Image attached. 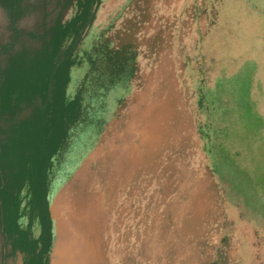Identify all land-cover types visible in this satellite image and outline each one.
Returning <instances> with one entry per match:
<instances>
[{
  "label": "rangeland",
  "instance_id": "rangeland-1",
  "mask_svg": "<svg viewBox=\"0 0 264 264\" xmlns=\"http://www.w3.org/2000/svg\"><path fill=\"white\" fill-rule=\"evenodd\" d=\"M138 4V79L101 99L86 93L101 127L79 131L56 174L49 264L72 223L84 264H264V0H103L70 93L87 54ZM28 260L16 250L6 264Z\"/></svg>",
  "mask_w": 264,
  "mask_h": 264
},
{
  "label": "trees",
  "instance_id": "trees-1",
  "mask_svg": "<svg viewBox=\"0 0 264 264\" xmlns=\"http://www.w3.org/2000/svg\"><path fill=\"white\" fill-rule=\"evenodd\" d=\"M102 3L0 0L7 20L6 27L0 25V264L13 259L16 250L28 256L29 264H49L52 185L59 168H65L66 154L74 148L73 137L99 123L86 93L89 90L91 100L101 99L102 92L108 95L118 85L129 89L138 79V57L144 45L138 34L147 14L140 4L141 12L137 9L113 36L87 54L88 73L80 89L69 92L74 68L85 61L80 47ZM211 33L200 40L204 50ZM206 59L199 61L208 77ZM91 77L98 84L89 87ZM25 217L28 227L22 228ZM35 223L40 227L38 237L32 231Z\"/></svg>",
  "mask_w": 264,
  "mask_h": 264
},
{
  "label": "bare ground",
  "instance_id": "bare-ground-1",
  "mask_svg": "<svg viewBox=\"0 0 264 264\" xmlns=\"http://www.w3.org/2000/svg\"><path fill=\"white\" fill-rule=\"evenodd\" d=\"M106 80V79H105ZM109 89V88H108ZM107 89V90H108ZM109 91V90H108ZM108 91H106V92H108ZM107 94V93H106ZM106 103V102H105ZM105 108V107H104ZM121 110V109H120ZM101 111V110H100ZM104 112V111H103ZM119 113V112H118ZM101 115V114H100ZM118 115V114H117ZM99 117V116H98ZM116 117V116H115ZM119 119V118H118ZM117 120V119H116ZM106 122V121H105ZM81 124V123H80ZM104 124V123H103ZM102 124V125H103ZM98 125V124H97ZM101 125V124H100ZM100 125H98V126H100ZM93 126V125H92ZM97 126V127H98ZM101 127V126H100ZM103 127V126H102ZM90 128V127H89ZM92 128V127H91ZM94 128H96V126L94 127ZM99 129V128H98ZM77 130L78 129H76V132H77ZM87 130V129H86ZM103 130V129H102ZM100 131H101V129H100ZM72 133V132H71ZM78 133V132H77ZM158 136V135H157ZM74 138V137H73ZM133 139V138H132ZM73 140V139H72ZM71 140V141H72ZM130 141V140H129ZM93 143V142H92ZM71 145H73V144H71ZM69 147V146H68ZM70 148V147H69ZM112 148V147H111ZM69 150V149H68ZM129 150V149H128ZM65 151V150H64ZM67 152V151H66ZM63 155V154H62ZM119 155V154H118ZM175 157V156H174ZM64 158V157H63ZM169 159V158H168ZM150 161V160H149ZM123 162V161H122ZM135 162V161H134ZM147 164V163H146ZM129 165V164H128ZM139 167V166H138ZM137 167V168H138ZM91 170V169H90ZM93 170V169H92ZM125 170V169H124ZM98 171V170H97ZM96 172V171H95ZM101 172V171H100ZM94 173V172H93ZM99 174V173H98ZM122 174V173H121ZM130 174V173H129ZM87 176V175H86ZM95 176V175H94ZM121 176V175H120ZM96 177H97V175H96ZM102 177V176H101ZM135 178V177H134ZM88 179V178H87ZM104 180V179H103ZM112 180V179H111ZM86 181V180H85ZM117 181V180H116ZM104 182V181H103ZM115 182V181H114ZM83 184V183H82ZM111 186H112V183H111ZM112 189V188H111ZM130 189V188H129ZM96 190V189H95ZM115 192V191H114ZM118 192V191H117ZM120 194V193H119ZM111 195V194H110ZM109 197V196H108ZM113 197V196H112ZM83 199V198H82ZM79 200V199H78ZM71 201V200H70ZM76 201V200H75ZM79 201H81V200H79ZM78 202V201H77ZM70 203V202H69ZM75 204V202L73 203V205ZM113 205V204H112ZM58 206V209H59V205L58 204H56V207ZM71 206V205H70ZM74 207V206H73ZM83 207V206H82ZM71 210V209H70ZM70 210H68V211H70ZM70 213V212H69ZM96 218V217H95ZM76 219H77V217H76ZM93 219V218H92ZM77 221V220H76ZM70 222V221H69ZM88 222V221H87ZM83 223H84V221H83ZM78 224V223H77ZM91 226H92V224H90ZM77 226L78 225H76V224H74V223H72V226H71V230L69 231V230H67L66 228H65V231H64V233H62V236L63 237H61V242H60V244H58V246H57V250H56V256H54V258H53V264H62V262L61 261H59V260H57V256L58 257H61L62 258V260H63V257H64V259H65V263L64 264H69L68 263V257H69V262H70V264H84V263H80L79 261H78V257H77V255H78V253H82V254H84V252L86 251L85 250V248L84 249H82L81 251H80V247L82 246V245H84V243L82 242L81 243V239H82V237H81V234H79L78 233V231H76L77 230ZM89 225L87 224V227H88ZM83 227H86L85 225H83ZM72 228L74 229V230H72ZM82 230H84V229H82ZM93 233V232H92ZM85 234V233H84ZM87 234V233H86ZM81 238V239H80ZM85 238V237H84ZM89 238V237H88ZM88 238H87V240H88ZM86 240V239H85ZM83 241V240H82ZM80 246V247H79ZM74 249V250H73ZM89 251V250H88ZM87 251V252H88ZM73 252V253H72ZM79 256L81 257V254H79ZM66 261H67V263H66ZM19 264V263H18Z\"/></svg>",
  "mask_w": 264,
  "mask_h": 264
},
{
  "label": "crops",
  "instance_id": "crops-1",
  "mask_svg": "<svg viewBox=\"0 0 264 264\" xmlns=\"http://www.w3.org/2000/svg\"><path fill=\"white\" fill-rule=\"evenodd\" d=\"M52 209V208H51ZM52 220H53V226H54V217H53V215H52ZM56 223H57V221H55ZM55 223V224H56ZM55 228V227H54ZM35 236L37 237V235L35 234Z\"/></svg>",
  "mask_w": 264,
  "mask_h": 264
}]
</instances>
